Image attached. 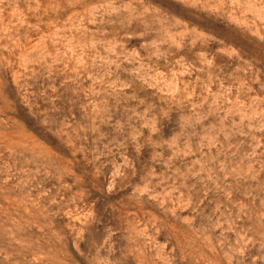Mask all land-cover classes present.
<instances>
[{
    "label": "rangeland",
    "instance_id": "rangeland-1",
    "mask_svg": "<svg viewBox=\"0 0 264 264\" xmlns=\"http://www.w3.org/2000/svg\"><path fill=\"white\" fill-rule=\"evenodd\" d=\"M0 264H264V0H0Z\"/></svg>",
    "mask_w": 264,
    "mask_h": 264
}]
</instances>
